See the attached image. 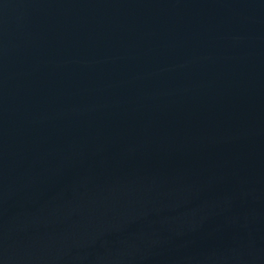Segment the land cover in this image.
I'll return each instance as SVG.
<instances>
[{"label":"water","instance_id":"1","mask_svg":"<svg viewBox=\"0 0 264 264\" xmlns=\"http://www.w3.org/2000/svg\"><path fill=\"white\" fill-rule=\"evenodd\" d=\"M0 264H264V0H0Z\"/></svg>","mask_w":264,"mask_h":264}]
</instances>
